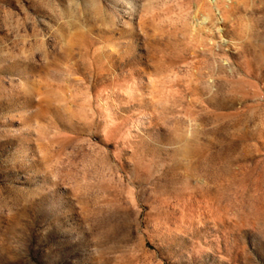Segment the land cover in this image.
Segmentation results:
<instances>
[{
  "label": "rangeland",
  "instance_id": "obj_1",
  "mask_svg": "<svg viewBox=\"0 0 264 264\" xmlns=\"http://www.w3.org/2000/svg\"><path fill=\"white\" fill-rule=\"evenodd\" d=\"M0 264H264V0H0Z\"/></svg>",
  "mask_w": 264,
  "mask_h": 264
},
{
  "label": "bare ground",
  "instance_id": "obj_2",
  "mask_svg": "<svg viewBox=\"0 0 264 264\" xmlns=\"http://www.w3.org/2000/svg\"><path fill=\"white\" fill-rule=\"evenodd\" d=\"M211 2H212V1H211ZM214 4L216 5V4H217V2L215 1V2H214Z\"/></svg>",
  "mask_w": 264,
  "mask_h": 264
}]
</instances>
